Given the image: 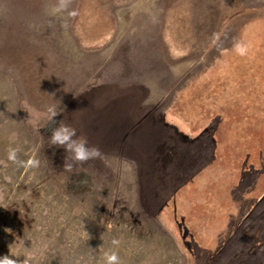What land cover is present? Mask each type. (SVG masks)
Here are the masks:
<instances>
[{
  "label": "rangeland",
  "instance_id": "374dc122",
  "mask_svg": "<svg viewBox=\"0 0 264 264\" xmlns=\"http://www.w3.org/2000/svg\"><path fill=\"white\" fill-rule=\"evenodd\" d=\"M123 110L206 133L211 164L154 187L145 139L117 131ZM56 124L100 155L67 169ZM17 250L20 264L110 250L121 264H264V0H0V255Z\"/></svg>",
  "mask_w": 264,
  "mask_h": 264
},
{
  "label": "crops",
  "instance_id": "0c3cea01",
  "mask_svg": "<svg viewBox=\"0 0 264 264\" xmlns=\"http://www.w3.org/2000/svg\"><path fill=\"white\" fill-rule=\"evenodd\" d=\"M124 108L126 109V105H124ZM120 115L121 116L117 117L116 120V122L120 124V126L117 127V131L122 130L120 138H127L135 129V131L138 130L136 137L145 139L140 145L144 144L145 147H147V152L145 154L147 167H142L140 170L146 169L149 171L148 176H155L156 179L160 180L153 182L154 187H174L179 184L177 181L184 180L193 172V174H195L196 168L201 165L200 163H202V166L205 168L206 164H211L212 143L210 136H207L206 133H198L196 136H191L192 138H186L184 136L185 134L173 130V128L168 127V125L163 122L160 124L157 121L156 123L144 122L143 124V119H140L138 122L142 124L140 125V123H138L140 126H137V124H130L131 114H128L127 111L123 110V114ZM153 124H155V126ZM146 138H148V140H146ZM129 143L131 145V142ZM160 148L162 150H160ZM171 151H173V153H171ZM171 164L174 165L170 167ZM130 168L129 173H131V179L134 178L131 175H133L132 173L136 168H134V164L132 163H130ZM205 168H203V170Z\"/></svg>",
  "mask_w": 264,
  "mask_h": 264
},
{
  "label": "clouds",
  "instance_id": "9594fccd",
  "mask_svg": "<svg viewBox=\"0 0 264 264\" xmlns=\"http://www.w3.org/2000/svg\"><path fill=\"white\" fill-rule=\"evenodd\" d=\"M65 5L61 3L59 8H63ZM235 51L244 55L246 53V47L242 44L235 45ZM49 125L52 121H55V117L58 113V106L51 105L47 109ZM50 145L62 147L65 153L69 154L68 159L65 161V167L71 170L74 163H83L89 159L95 158L100 155V150L95 145H89L86 137L76 138V129L66 124H56L50 128ZM17 149L10 148L7 152V158L13 162L17 161L16 155ZM31 166L35 167L39 161L32 159L28 162ZM113 245H118L117 239L112 240ZM23 254L20 250L10 252V254L0 255V264H20V261L13 257ZM102 264H121V259L115 250L105 251L103 254Z\"/></svg>",
  "mask_w": 264,
  "mask_h": 264
}]
</instances>
